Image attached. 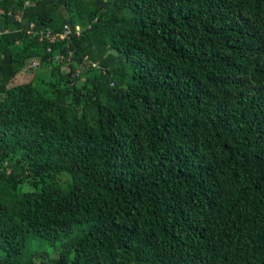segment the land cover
Returning <instances> with one entry per match:
<instances>
[{"label": "trees", "instance_id": "obj_1", "mask_svg": "<svg viewBox=\"0 0 264 264\" xmlns=\"http://www.w3.org/2000/svg\"><path fill=\"white\" fill-rule=\"evenodd\" d=\"M0 264H264V0H0Z\"/></svg>", "mask_w": 264, "mask_h": 264}, {"label": "built area", "instance_id": "obj_2", "mask_svg": "<svg viewBox=\"0 0 264 264\" xmlns=\"http://www.w3.org/2000/svg\"><path fill=\"white\" fill-rule=\"evenodd\" d=\"M67 32V31H66ZM59 33V34H56V33H51L50 31H40L39 32V40H42L43 38H47L49 39L50 41L51 40H54L57 36H60V38H64L66 36L67 33ZM47 50H49V48H47ZM57 60L60 61V57L56 56L55 57ZM35 66V62H32L31 64V67L33 68Z\"/></svg>", "mask_w": 264, "mask_h": 264}, {"label": "rangeland", "instance_id": "obj_3", "mask_svg": "<svg viewBox=\"0 0 264 264\" xmlns=\"http://www.w3.org/2000/svg\"><path fill=\"white\" fill-rule=\"evenodd\" d=\"M28 77L27 76H23L22 74H18L16 75V77L13 79V83H17V82H20V81H25L27 80Z\"/></svg>", "mask_w": 264, "mask_h": 264}]
</instances>
